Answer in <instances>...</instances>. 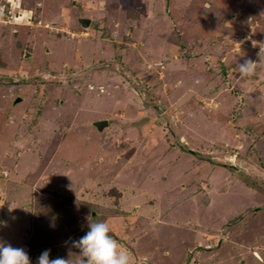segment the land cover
Masks as SVG:
<instances>
[{"label":"rangeland","instance_id":"obj_1","mask_svg":"<svg viewBox=\"0 0 264 264\" xmlns=\"http://www.w3.org/2000/svg\"><path fill=\"white\" fill-rule=\"evenodd\" d=\"M0 7L5 244L79 264L73 241L103 221L132 264H264V0ZM238 226L249 247H214Z\"/></svg>","mask_w":264,"mask_h":264},{"label":"clouds","instance_id":"obj_2","mask_svg":"<svg viewBox=\"0 0 264 264\" xmlns=\"http://www.w3.org/2000/svg\"><path fill=\"white\" fill-rule=\"evenodd\" d=\"M6 11L9 12L6 7H0V22L3 24L9 23L8 17L4 16ZM261 52H264V48H261ZM256 64L251 59L238 64L240 77H251L255 73ZM88 227L89 231L85 235L73 241V246L80 250L82 259L79 264H132L129 254L109 235L110 227L106 222L89 220ZM0 264H31V260L23 248L0 242ZM37 264H70V259H50V250H44L37 258Z\"/></svg>","mask_w":264,"mask_h":264},{"label":"crops","instance_id":"obj_3","mask_svg":"<svg viewBox=\"0 0 264 264\" xmlns=\"http://www.w3.org/2000/svg\"><path fill=\"white\" fill-rule=\"evenodd\" d=\"M100 87V86H99ZM96 90V89H95ZM96 91H98V90H96ZM98 93H99V96L101 97L102 96V94H101V92L100 91H98ZM137 207V206H136ZM243 218V217H242ZM239 227V228H238ZM237 228H235L234 229V231L233 232H228V233H226V232H224V230L223 231H221V235H216V234H212V236L211 237H213V239H212V241L214 240V242H213V245H214V247H216V248H220V247H223V243H225L227 240H230V239H232V241H235V242H237V244H239V245H241V244H243V243H238V241L235 239V232H237V229H240V226H238ZM238 234H240V233H243V231L242 232H237ZM225 234H227V235H225ZM244 246H247V247H249V245H245V244H243ZM210 246V245H209ZM202 247H205V246H200L199 247V249L200 248H202ZM216 248H215V250H216ZM204 249V248H203ZM214 250V251H215ZM213 251V252H214ZM213 252H212V254H213ZM216 253H217V251H215ZM214 252V253H215ZM200 253V252H199ZM258 258V257H257ZM242 262H244L243 260H242ZM144 264H147V263H144Z\"/></svg>","mask_w":264,"mask_h":264},{"label":"bare ground","instance_id":"obj_4","mask_svg":"<svg viewBox=\"0 0 264 264\" xmlns=\"http://www.w3.org/2000/svg\"><path fill=\"white\" fill-rule=\"evenodd\" d=\"M46 1H48V0H46ZM33 2V1H32ZM51 2V1H50ZM49 2V3H50ZM34 3H35V1H34ZM153 9V8H152ZM150 10V9H149ZM148 10V11H149ZM147 17H150V15L149 16H147ZM154 23H153V21H151L150 22V26L151 25H153ZM246 24V23H245ZM244 24V25H245ZM152 33H159V31H153ZM44 36H46V35H44ZM73 36V35H72ZM47 39H48V37H47ZM70 42V44H74V43H71V41H69ZM154 44V41H152V43H151V50L153 51V49H152V45ZM75 46L76 47H79L80 48V54H81V56L84 58V60H88L87 59V52H88V49H90V45H89V43H87V42H83L82 44H79V45H76V43H75ZM51 62H53V60L51 59L50 60ZM122 108V107H121ZM122 110H125L124 108H122ZM99 112V111H98ZM140 189H146L145 187H142V186H140ZM5 241H6V236L5 235H0V242H2V243H4L5 244ZM254 255L256 256V257H258L259 258V254H258V252H254Z\"/></svg>","mask_w":264,"mask_h":264},{"label":"water","instance_id":"obj_5","mask_svg":"<svg viewBox=\"0 0 264 264\" xmlns=\"http://www.w3.org/2000/svg\"><path fill=\"white\" fill-rule=\"evenodd\" d=\"M78 21L84 27H88L90 24V19L86 17H80ZM27 53L28 52H26V55ZM20 100H21L20 97L16 98V102ZM93 124L98 128V130H103L105 127L109 126V121L107 119H102V120L100 119V120H96Z\"/></svg>","mask_w":264,"mask_h":264},{"label":"trees","instance_id":"obj_6","mask_svg":"<svg viewBox=\"0 0 264 264\" xmlns=\"http://www.w3.org/2000/svg\"><path fill=\"white\" fill-rule=\"evenodd\" d=\"M262 28H264V26L262 27ZM253 33V32H252ZM255 33V35H257L258 37H259V39H255V40H262V39H264V35H261V34H259L260 32H254ZM259 47H260V45H259ZM79 48V47H78ZM261 48H264V47H260V50H261ZM258 53H260V51L258 50ZM250 55H252L253 54V52L252 51H250V53H249ZM257 54V53H256ZM259 55V54H258ZM260 55H262V56H264V52H261L260 53ZM259 55V56H260ZM256 57V56H255ZM77 57H75L73 60L72 59H69V58H64V60H68L70 63H75V59H76Z\"/></svg>","mask_w":264,"mask_h":264},{"label":"flooded vegetation","instance_id":"obj_7","mask_svg":"<svg viewBox=\"0 0 264 264\" xmlns=\"http://www.w3.org/2000/svg\"><path fill=\"white\" fill-rule=\"evenodd\" d=\"M35 4H38V3H35ZM16 82V81H15Z\"/></svg>","mask_w":264,"mask_h":264}]
</instances>
